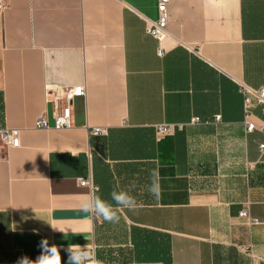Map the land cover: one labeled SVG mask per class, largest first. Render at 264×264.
Wrapping results in <instances>:
<instances>
[{
	"label": "crops",
	"instance_id": "obj_1",
	"mask_svg": "<svg viewBox=\"0 0 264 264\" xmlns=\"http://www.w3.org/2000/svg\"><path fill=\"white\" fill-rule=\"evenodd\" d=\"M156 19L157 0H5L0 128L19 143H0V264L35 261L45 238L67 264L88 237L104 264H264V130L245 131L238 92L264 87V0H170L160 43ZM78 85L70 127L53 128L47 87ZM248 120L264 127L261 105ZM82 178L139 207L118 224L83 213Z\"/></svg>",
	"mask_w": 264,
	"mask_h": 264
},
{
	"label": "built area",
	"instance_id": "obj_2",
	"mask_svg": "<svg viewBox=\"0 0 264 264\" xmlns=\"http://www.w3.org/2000/svg\"><path fill=\"white\" fill-rule=\"evenodd\" d=\"M170 0H157V19L153 21H147L146 32L154 37L159 43L168 35L166 30L167 23V8ZM5 7V0H0V13ZM193 50L192 48L188 47ZM157 55L162 56L163 50L159 46L157 49ZM238 92L243 98V112L244 119L243 125L246 132H250L254 129L264 130L263 126L257 127L254 123L250 122L248 118L251 116V109L254 105H261L264 112V87L254 88L244 83H238ZM84 96V86H68V87H47L45 92V101L52 105L53 115V128L61 129L68 128L71 125V105L75 97ZM197 119H193L195 122ZM219 118H216L218 121ZM37 128H48V120L46 112L41 113L35 121ZM175 129L174 125L162 124L156 127V131L160 135H170ZM91 135H103L106 132L105 128L92 127L89 129ZM0 143L5 146H17L19 143V134L16 129H8L5 127L0 128ZM264 148V145H260ZM79 184L83 186H91L89 178L79 179ZM240 217L245 218L247 224H257V220L250 217L247 208L243 209L239 213Z\"/></svg>",
	"mask_w": 264,
	"mask_h": 264
},
{
	"label": "clouds",
	"instance_id": "obj_3",
	"mask_svg": "<svg viewBox=\"0 0 264 264\" xmlns=\"http://www.w3.org/2000/svg\"><path fill=\"white\" fill-rule=\"evenodd\" d=\"M151 183L148 192L156 199L161 196L160 174L158 170H152L150 173ZM134 187V185L132 186ZM101 189L98 185L93 186L90 194L81 204V211L86 214L102 218L111 224H118L121 219V213L125 210L135 211L139 205L136 198L129 194L128 191L113 190L110 193L111 200L114 203L102 199L98 193ZM65 238L66 234H65ZM91 237L86 238L87 243L83 246L79 244L69 245L64 251L67 253V264H104V261L97 257L96 246L89 243ZM41 254L35 261L27 257L21 258L18 264H62L61 251L57 245H49L48 239H42L39 243Z\"/></svg>",
	"mask_w": 264,
	"mask_h": 264
}]
</instances>
